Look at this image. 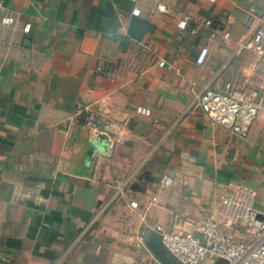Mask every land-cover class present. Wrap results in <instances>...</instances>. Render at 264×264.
<instances>
[{
    "label": "crops",
    "instance_id": "0c3cea01",
    "mask_svg": "<svg viewBox=\"0 0 264 264\" xmlns=\"http://www.w3.org/2000/svg\"><path fill=\"white\" fill-rule=\"evenodd\" d=\"M3 14L14 24L0 23V264H160L137 235L156 222L196 232L232 185L251 188L264 212V41L261 55L239 46L264 28V0H0ZM225 82L262 96L243 137L195 99ZM86 105L123 139L94 133ZM162 173L171 184L159 185Z\"/></svg>",
    "mask_w": 264,
    "mask_h": 264
},
{
    "label": "built area",
    "instance_id": "2783aa9c",
    "mask_svg": "<svg viewBox=\"0 0 264 264\" xmlns=\"http://www.w3.org/2000/svg\"><path fill=\"white\" fill-rule=\"evenodd\" d=\"M213 1V0H210ZM157 8L163 10V4H157ZM131 14H139V9L133 6ZM189 16L182 15L177 19L176 25L184 28ZM2 25L12 26L14 17L11 14L0 16ZM204 24H210L209 19H204ZM22 32H27L29 22H23L20 26ZM191 32L193 28L189 29ZM209 36H217L213 30ZM228 31H222L220 37L223 41L228 39ZM264 28L258 26L253 29L249 37L239 42V46L247 45L256 54L263 53ZM207 54L206 45H201L195 56L194 62L201 64ZM158 65H164L162 59L157 61ZM169 65V64H167ZM196 102L199 108L212 121L221 124L230 131L245 136L249 125L254 119L257 110L261 107L262 96L256 89L242 90L233 87L229 82L222 86H204L196 95ZM99 102H105L104 97H98ZM136 111L147 113V109L137 106ZM84 122L94 133L110 132L115 141L123 139L121 124L103 112L93 109L91 106H84ZM172 177L167 173L159 176L158 183L161 186L171 184ZM115 192H121V182L114 185ZM156 199L155 195L150 196V201ZM254 191L244 185H232L223 187L218 197L216 215H202L196 225V232L187 230H171L164 224L156 222L152 224L160 241L182 264H198L204 258H209L210 264L217 256L226 260V264H264V212L262 218L258 219L255 214L258 210L253 205ZM128 204L136 206V201L130 199ZM220 223L226 225H249L254 227V235L250 240L230 239L220 228ZM136 240L142 243L143 235L138 234Z\"/></svg>",
    "mask_w": 264,
    "mask_h": 264
},
{
    "label": "water",
    "instance_id": "95a60500",
    "mask_svg": "<svg viewBox=\"0 0 264 264\" xmlns=\"http://www.w3.org/2000/svg\"><path fill=\"white\" fill-rule=\"evenodd\" d=\"M104 133H97V135H101ZM149 178L145 172H141L138 175V178ZM136 185V184H133ZM262 212L257 211L255 217L260 219L262 218ZM143 245L149 250V252L156 258V260L160 264H182L160 241L159 235L154 231L150 230L143 237ZM211 264H226V260L222 257L217 256L211 262Z\"/></svg>",
    "mask_w": 264,
    "mask_h": 264
},
{
    "label": "rangeland",
    "instance_id": "374dc122",
    "mask_svg": "<svg viewBox=\"0 0 264 264\" xmlns=\"http://www.w3.org/2000/svg\"><path fill=\"white\" fill-rule=\"evenodd\" d=\"M198 264H210L209 258H204L198 262Z\"/></svg>",
    "mask_w": 264,
    "mask_h": 264
}]
</instances>
